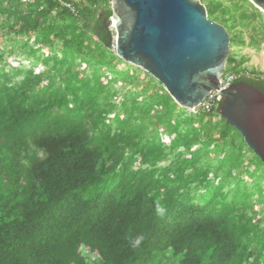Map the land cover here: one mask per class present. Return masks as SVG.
<instances>
[{
	"label": "trees",
	"instance_id": "16d2710c",
	"mask_svg": "<svg viewBox=\"0 0 264 264\" xmlns=\"http://www.w3.org/2000/svg\"><path fill=\"white\" fill-rule=\"evenodd\" d=\"M230 48L249 0H201ZM112 0H0V264H264V162L116 53ZM248 32V40L245 37ZM233 50L234 72L264 73Z\"/></svg>",
	"mask_w": 264,
	"mask_h": 264
},
{
	"label": "water",
	"instance_id": "95a60500",
	"mask_svg": "<svg viewBox=\"0 0 264 264\" xmlns=\"http://www.w3.org/2000/svg\"><path fill=\"white\" fill-rule=\"evenodd\" d=\"M264 12V0H249ZM117 55L161 82L182 107L195 110L215 90L220 113L264 162V92L246 81L223 88L231 53L228 29L201 0H112Z\"/></svg>",
	"mask_w": 264,
	"mask_h": 264
},
{
	"label": "rangeland",
	"instance_id": "374dc122",
	"mask_svg": "<svg viewBox=\"0 0 264 264\" xmlns=\"http://www.w3.org/2000/svg\"><path fill=\"white\" fill-rule=\"evenodd\" d=\"M245 37L248 40V32H245ZM238 57H245L247 61L245 62V66L248 69H254L256 71H260L264 73V43L261 48H255L251 46L248 42L245 45H234L231 47Z\"/></svg>",
	"mask_w": 264,
	"mask_h": 264
},
{
	"label": "built area",
	"instance_id": "2783aa9c",
	"mask_svg": "<svg viewBox=\"0 0 264 264\" xmlns=\"http://www.w3.org/2000/svg\"><path fill=\"white\" fill-rule=\"evenodd\" d=\"M239 75L234 72H228L227 74L223 75L222 78V87L226 88L231 86L233 83L236 82ZM223 99V94L219 90H215L209 94V96L203 101L200 105L205 109H209L214 103Z\"/></svg>",
	"mask_w": 264,
	"mask_h": 264
}]
</instances>
